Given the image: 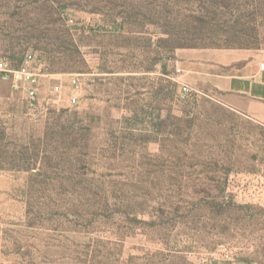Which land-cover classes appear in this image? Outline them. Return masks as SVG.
Instances as JSON below:
<instances>
[{"label": "rangeland", "instance_id": "rangeland-1", "mask_svg": "<svg viewBox=\"0 0 264 264\" xmlns=\"http://www.w3.org/2000/svg\"><path fill=\"white\" fill-rule=\"evenodd\" d=\"M203 49L264 50V0H0L42 69L0 105V264H264V127L178 79Z\"/></svg>", "mask_w": 264, "mask_h": 264}, {"label": "crops", "instance_id": "crops-1", "mask_svg": "<svg viewBox=\"0 0 264 264\" xmlns=\"http://www.w3.org/2000/svg\"><path fill=\"white\" fill-rule=\"evenodd\" d=\"M179 56L178 79L214 93L233 111L264 127V71L260 69L264 50L203 49L185 51ZM7 88L17 90L0 77V105L14 97V92L6 93ZM0 125L6 137L21 127L8 119ZM15 173L21 171L0 168V176Z\"/></svg>", "mask_w": 264, "mask_h": 264}, {"label": "built area", "instance_id": "built-area-1", "mask_svg": "<svg viewBox=\"0 0 264 264\" xmlns=\"http://www.w3.org/2000/svg\"><path fill=\"white\" fill-rule=\"evenodd\" d=\"M35 62V57L32 55L27 56L24 64L21 67H13L6 59H0V77L1 80L7 83H11L15 89H23L27 95L31 104L37 101V84L39 78L42 76L41 67L36 68L32 66ZM177 66L179 61L176 62ZM260 69L264 71V63L260 65ZM179 72V70H178ZM73 85L78 83L75 77L70 79ZM184 93H191L193 90L188 86L184 85ZM77 97L71 98L72 104H77Z\"/></svg>", "mask_w": 264, "mask_h": 264}]
</instances>
